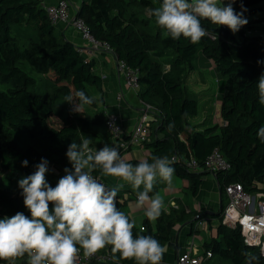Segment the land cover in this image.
<instances>
[{
	"label": "trees",
	"instance_id": "16d2710c",
	"mask_svg": "<svg viewBox=\"0 0 264 264\" xmlns=\"http://www.w3.org/2000/svg\"><path fill=\"white\" fill-rule=\"evenodd\" d=\"M263 1L243 0V5L248 10ZM161 2L157 0L158 5ZM235 5L241 10V0ZM153 6V0H82L75 16L83 19L97 42L111 48L118 61L137 71L139 98L142 105L151 106L154 117L150 140L144 144L150 162L152 156L178 157L172 165L174 173L189 181L193 196L200 193L203 177L210 174L205 163L215 149L231 164L229 171L214 174L223 208L212 215L220 225L217 236L204 242L205 252H212L206 264H264L260 249L246 244L239 228L221 222L228 185L238 182L248 193L264 194V142L257 134L264 126V105L259 103L257 87L264 72V64L257 63L264 61V36L238 39L226 27L202 20L208 35L200 42L193 44L183 37L173 40L154 16L146 15ZM200 52L224 77L222 125L208 121L202 128L190 125V118L199 113V100L185 81ZM0 83L7 86V90L0 89V165L9 173V184L0 183V219L17 212L30 217L18 181L34 173L44 158L49 161L46 179L55 187L61 176L54 167H72L66 157L72 142L91 138L94 151L108 144L117 147L121 156L132 149L124 151L107 130L108 117L100 111L105 100L103 77L57 30L41 0H0ZM81 90L93 103L84 105L80 113L65 97L72 95L73 103H79L75 93ZM191 155L200 170L187 165ZM24 160L27 167L22 166ZM130 162L135 165L139 160ZM135 195L130 185L117 195L119 210L130 220L126 207ZM205 216L204 211L191 214L179 203L170 213L162 211L155 222L146 219L145 230L135 224L133 232L151 235L164 246L177 225L192 220L194 231L195 223ZM97 253L112 258L111 246ZM119 262L135 264L133 260ZM0 264L9 262L0 260ZM16 264H27V257L17 259Z\"/></svg>",
	"mask_w": 264,
	"mask_h": 264
},
{
	"label": "clouds",
	"instance_id": "9594fccd",
	"mask_svg": "<svg viewBox=\"0 0 264 264\" xmlns=\"http://www.w3.org/2000/svg\"><path fill=\"white\" fill-rule=\"evenodd\" d=\"M236 2L162 0L149 14L166 36L173 40L183 37L195 44L208 35L202 20L226 27L233 34L248 24L243 0L239 12L233 7ZM257 87L259 103L264 105V72ZM75 97L79 103H73L72 95L65 97L75 112L81 113L84 105L93 103L82 90ZM257 134L264 142V126ZM91 143V138L86 137L79 144L72 142L68 146L66 157L72 167L64 169L65 175L55 187L46 179L49 161L44 158L35 165L34 173L18 181L30 217L17 212L0 219V260L16 264L17 259L27 257V264H77L81 249L85 258H91L111 246L114 264L120 260L162 264L166 248L151 235H134L135 221L119 210L117 195L125 183L130 185L136 191V207L143 208L150 221L158 219L165 208L164 199L159 193H149L158 179L171 184L175 158L152 156L151 162L141 158L133 165L117 147L105 144L94 151ZM22 166L27 167L28 161H22ZM94 172L123 183L109 189Z\"/></svg>",
	"mask_w": 264,
	"mask_h": 264
},
{
	"label": "crops",
	"instance_id": "0c3cea01",
	"mask_svg": "<svg viewBox=\"0 0 264 264\" xmlns=\"http://www.w3.org/2000/svg\"><path fill=\"white\" fill-rule=\"evenodd\" d=\"M58 0H43L44 6H48L56 3ZM72 4V13L75 16L76 9L80 6L82 0H69ZM74 9V10H73ZM58 31L65 35L71 42H73L81 51L83 56L91 63L95 72L103 77V89L105 93L104 104L102 105L103 111L106 116L111 114H118L124 126V131L128 135L130 134L138 122L142 111V102L139 98L138 92L132 89L122 74L118 70V59L112 50H107L103 47H94L92 43L86 40L82 33L77 30L72 22H60L58 24ZM219 106L220 118H215V122H222L221 118V105ZM101 111V109H100ZM218 117V114H217ZM215 123V124H219ZM150 152L146 147H133L130 151L124 153L122 157H126L131 160H139L141 158H147ZM58 173L65 174L64 168L54 167ZM159 180V179H158ZM105 181V180H104ZM109 182L108 187L111 189L117 184L123 183L118 178L107 177ZM128 185V184H124ZM189 181L182 179L173 174L171 184H168L162 180L154 185V189L158 188L159 193L163 199L165 208L167 210L172 205L173 210L178 208L179 203H182L187 212L193 214L194 212H205V225L196 228L194 225V231H192V220L177 225L171 234L170 240L164 245L166 248L163 256L162 264H175L178 255L186 248V246L194 241L200 248L201 253H205L203 247L206 240L216 237L218 234V226L220 220L214 219L213 214L221 212L223 208L222 193L216 177L212 174L203 177V183L200 189V193L197 196L191 195L189 191ZM264 189V184L262 185ZM142 190V187L141 189ZM156 193H149L150 196ZM256 195H262L263 193H257ZM137 196L130 198L127 203L126 210L132 220L135 221L137 226H142L143 222L148 219L144 214L143 208L136 207ZM226 202V196H225ZM177 203V205H176ZM156 220L152 221L155 222ZM218 222L216 224L215 222ZM223 223V218L221 217ZM216 224V225H213ZM224 224V223H223ZM204 231V234L202 233ZM210 260L208 259L203 264H206ZM90 264H112L106 261H95Z\"/></svg>",
	"mask_w": 264,
	"mask_h": 264
},
{
	"label": "built area",
	"instance_id": "2783aa9c",
	"mask_svg": "<svg viewBox=\"0 0 264 264\" xmlns=\"http://www.w3.org/2000/svg\"><path fill=\"white\" fill-rule=\"evenodd\" d=\"M45 8L50 20L54 24L58 25L60 22H72L74 27L79 30L83 37L90 41L94 47H103L107 50H111L108 45H102L91 36L83 19L73 16L69 0H58L54 4L45 6ZM118 70L127 84L132 89L139 92L140 85L137 71L120 61L118 62ZM142 106L143 111L138 118V122L133 131L128 135L124 131L123 123L118 114L113 113L107 118V130L115 140L120 142L124 151L133 147H142L145 142L150 140L151 121L154 120V117L149 114L152 108L147 104ZM174 158L175 160L178 159V157ZM187 165L193 170H200L199 164L193 155L187 160ZM231 168V164L219 149H215L205 163V169L212 175L221 170L229 171ZM97 177L108 187L102 176ZM225 196L226 203L222 211L224 225L232 229L239 228L245 243L249 246L259 248L264 255V197L248 193L244 186L238 182L232 183L226 187ZM205 221V218L197 221L196 228L204 226ZM140 227L142 230H145L143 226ZM211 257V251L201 253L200 248L194 241H191L178 255L175 264H203ZM95 261H106L114 264L113 259L107 254L96 253L91 258H85L83 256V250L81 249L77 264H90ZM119 264L122 263L119 262Z\"/></svg>",
	"mask_w": 264,
	"mask_h": 264
},
{
	"label": "rangeland",
	"instance_id": "374dc122",
	"mask_svg": "<svg viewBox=\"0 0 264 264\" xmlns=\"http://www.w3.org/2000/svg\"><path fill=\"white\" fill-rule=\"evenodd\" d=\"M153 1L155 5L153 6V8L158 7L159 5L157 3V0H153ZM225 2H227V0H225ZM233 7L236 9L237 12L240 11V9L235 4L233 5ZM71 8H72V4H71ZM150 10L151 9L146 10L147 16H150L149 14ZM244 15L249 21L248 24L242 27L239 32L232 34L235 35L236 38L238 39H242L244 35L264 36V1L257 6H253L249 8L244 13ZM202 56H203L202 52H200L197 60L195 61L196 67L194 71L189 73V75H187L185 81L186 86L192 93L191 95H194V97L199 100V113L197 116L190 118L191 127L196 126L198 128H202L201 124H203V122L205 121L219 123L214 121L215 118H220L219 106L217 108L216 104L221 105L222 97L226 91L224 77L213 69V62L211 60L204 59V57ZM27 69L30 70V67L28 65H27ZM0 89L7 90V86L0 83ZM100 109L101 111H103L102 106L100 107ZM149 114L153 115L152 111ZM219 125H222V122H220ZM59 175L62 177L65 174L59 173ZM102 178L103 180H105L107 184H109V182L107 181V177L102 176ZM8 179H9V173L7 171H4L0 165V183L9 184ZM159 181L160 180H157L156 183H158ZM157 190L158 188L153 190L152 193H157ZM258 196H262V195H258ZM172 210L173 207L171 205L168 207L167 210H163V211L170 213ZM215 223L218 224L217 221ZM202 233L204 234V231H202Z\"/></svg>",
	"mask_w": 264,
	"mask_h": 264
}]
</instances>
